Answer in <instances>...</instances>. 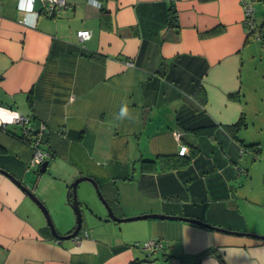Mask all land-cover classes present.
Returning <instances> with one entry per match:
<instances>
[{"label":"crops","instance_id":"1","mask_svg":"<svg viewBox=\"0 0 264 264\" xmlns=\"http://www.w3.org/2000/svg\"><path fill=\"white\" fill-rule=\"evenodd\" d=\"M254 4L64 0L47 16L48 0H0V168L26 182L37 173L34 143L5 130L21 134L27 125L19 117L45 125L51 134L39 148L51 153L53 177L35 194L60 234L75 226L68 185L84 175L118 217L181 215L240 232L182 220L114 221L81 181L78 199L95 215L82 206L78 237L56 240L42 212L0 172V264H264V239L256 237L264 236V175L242 159L258 150L243 146L257 141L244 134L240 95L253 77L250 38L264 51ZM79 30L89 36L78 38ZM239 188L253 197H238ZM150 240L162 244L152 253Z\"/></svg>","mask_w":264,"mask_h":264},{"label":"rangeland","instance_id":"2","mask_svg":"<svg viewBox=\"0 0 264 264\" xmlns=\"http://www.w3.org/2000/svg\"><path fill=\"white\" fill-rule=\"evenodd\" d=\"M254 7L255 10L257 11V16H258L256 22L260 24L261 23L260 13H263L264 7L262 3H258V2L254 4ZM250 40L254 44L250 46V48L252 49L250 50L251 54L247 59V66L249 72L253 75V77L248 76L247 78L244 79L243 89L240 95H241V104L244 106L245 113L247 114L245 118L249 125L247 128V132L244 131V134L246 136V139L248 140L253 139L257 141L256 142L257 144L251 146H245L243 144V146L245 148L251 147L253 149L256 150L258 149V150L255 154L256 157L254 156L255 157L254 160H252L253 152L251 151L245 152L242 159L248 161V168L249 169L251 168V173L255 172V174H257L258 176L263 177L264 175V51L261 50L260 46L258 45L255 39L250 38ZM253 149L251 150L254 151ZM114 161L115 160H112L109 163L110 167L114 163ZM52 172L53 170L49 167L44 173L39 175H37V173L27 174L26 176L27 182L30 183V186L33 187L35 186L34 193L38 195L41 192L40 188L46 189L48 187L49 181L52 180L51 178L53 177ZM30 175H32V178H29ZM42 176L43 179L40 180ZM86 184H90V186L94 188L91 183L86 182ZM52 190L56 192V194L54 195V200L57 203L58 202L57 193H59V191L56 188H52ZM76 192H77V197L79 198L78 187L76 188ZM94 193L96 194L95 189H94ZM253 193H255V189ZM249 196L253 197V195L250 194L248 191L246 192L243 191L241 188H239L238 197L244 198Z\"/></svg>","mask_w":264,"mask_h":264},{"label":"water","instance_id":"3","mask_svg":"<svg viewBox=\"0 0 264 264\" xmlns=\"http://www.w3.org/2000/svg\"><path fill=\"white\" fill-rule=\"evenodd\" d=\"M48 162L49 160L46 159L44 162H42V164L40 165L39 174H42L46 171L47 166H48ZM0 172L5 174L7 177L10 178V180H12L19 188L20 190L40 209V211L42 212L44 218H45V222H46V226L49 228V231L51 233V235L54 237V239L56 240H63V239H74L78 237V234L82 228L83 225V220H84V212H83V207L84 209L88 210L89 214L91 215H95L93 210L90 207H86L78 200L77 197V192H76V188L77 185L81 182V181H88L90 182L96 192V195L98 197V199L100 200V202L104 205V207L106 208V212L107 215L110 219L114 220V221H130V220H137V219H143V218H156V219H167V220H182V221H187V222H191L194 224H198L204 227H207L209 229H214V230H218L224 233H230V234H239L240 232L237 231H233V230H227L224 228H220L211 224H208L206 222H203L199 219L196 218H191L188 216H181V215H170V214H142V215H136V216H131V217H126V218H121L115 215L112 207L110 206L109 202L107 201V199L104 197V195L102 194V192L99 189L98 183L96 180H94L93 177L91 176H79L76 177L72 182H70V184L68 185L70 187L71 190V202H70V206L72 207V210L75 214V226L72 230H70V232H67L65 234H60L52 220H51V216H50V212L47 208V206L44 204V202L42 200H40L37 195L34 193L33 191V186H30L29 183H27L25 180L23 179H18L15 176L11 175L9 172H7L4 169L0 168ZM83 206V207H82ZM97 217V216H95ZM99 218V217H97ZM249 235H255V234H249ZM258 238L264 239V236H256ZM156 251L155 249H151L150 253Z\"/></svg>","mask_w":264,"mask_h":264},{"label":"trees","instance_id":"4","mask_svg":"<svg viewBox=\"0 0 264 264\" xmlns=\"http://www.w3.org/2000/svg\"><path fill=\"white\" fill-rule=\"evenodd\" d=\"M253 1L254 2H258V3L261 2L263 4V7H264V0H253ZM44 13H45V11H44ZM168 20L172 24H173V22L175 20V11L173 9V5H171V7L169 9ZM258 40H259V43H260L262 49L264 50V12H263V18H262L261 23H260V30H259ZM30 105H31V101H30ZM241 123H244L242 118L236 123V127L238 128ZM0 129H1V126H0ZM5 131H6L5 133L7 135H10V137H15L18 140H20L21 142L25 143V144L29 145L30 142H33L35 149L40 147L39 141H42V137H44L45 135L49 136L51 134V133H49V131L45 132V125L42 124V123H38V124H35L33 126L30 125V128L28 129V131H29L28 135H25L23 132L21 134H16V133H13L11 131H7V130H5ZM37 139H38V141L36 142ZM254 144L256 145V143H247V144H244V145L245 146H251V145H254ZM182 147H185V150H184V152H185L187 147L186 146H182ZM182 147H180V148H182ZM180 148H179V154H181L180 153ZM143 162H145V163L146 162L154 163V161H149V160H143ZM169 166L176 167L177 163L175 161H172V163L168 164V167ZM39 168L40 167L35 168L37 173L39 171ZM71 197H72L71 190H70V187L68 186L66 198H67V201H68L69 204L71 202Z\"/></svg>","mask_w":264,"mask_h":264},{"label":"built area","instance_id":"5","mask_svg":"<svg viewBox=\"0 0 264 264\" xmlns=\"http://www.w3.org/2000/svg\"><path fill=\"white\" fill-rule=\"evenodd\" d=\"M169 1L174 3L177 0H169ZM63 5H64V0H48V5L44 8L45 14L47 16H51V15L55 14L59 10V8ZM77 36L80 39L87 38L89 36V31L88 30H79L77 32ZM17 121L22 123L23 125H27L23 129V133L25 135H28L29 134L28 129L30 128L29 119L27 117H19L17 119ZM184 150H185V147L180 148V153L182 154L184 152ZM49 156H50V154L47 151L42 150L40 148H36L31 159H30V165L35 166L36 168L40 167L42 162H44L46 159H48ZM84 236H87L86 231L84 232ZM161 245H162L161 242L158 240H150L145 244L146 248H149L150 250L160 248ZM143 264H154V263L153 262H146Z\"/></svg>","mask_w":264,"mask_h":264},{"label":"clouds","instance_id":"6","mask_svg":"<svg viewBox=\"0 0 264 264\" xmlns=\"http://www.w3.org/2000/svg\"><path fill=\"white\" fill-rule=\"evenodd\" d=\"M3 112H4V110L0 109V113H3ZM128 116H129V113H128L127 107L126 106H122L121 109H120V112H119V117L123 119V118L128 117ZM2 119H3V117L0 116V120H2ZM7 122L8 123H12V120L8 119Z\"/></svg>","mask_w":264,"mask_h":264}]
</instances>
